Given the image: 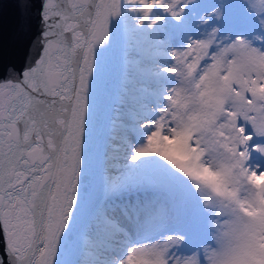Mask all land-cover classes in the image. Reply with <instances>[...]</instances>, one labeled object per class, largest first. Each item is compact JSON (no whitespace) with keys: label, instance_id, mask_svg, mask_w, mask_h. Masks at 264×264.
Returning <instances> with one entry per match:
<instances>
[{"label":"snow or ice","instance_id":"1","mask_svg":"<svg viewBox=\"0 0 264 264\" xmlns=\"http://www.w3.org/2000/svg\"><path fill=\"white\" fill-rule=\"evenodd\" d=\"M38 7L0 68V264H264V0Z\"/></svg>","mask_w":264,"mask_h":264},{"label":"water","instance_id":"2","mask_svg":"<svg viewBox=\"0 0 264 264\" xmlns=\"http://www.w3.org/2000/svg\"><path fill=\"white\" fill-rule=\"evenodd\" d=\"M18 2L0 0V68L23 69L36 50L41 31L39 0H30V12L17 7Z\"/></svg>","mask_w":264,"mask_h":264}]
</instances>
